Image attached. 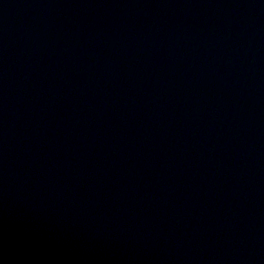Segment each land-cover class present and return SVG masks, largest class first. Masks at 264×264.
I'll return each mask as SVG.
<instances>
[{"label": "water", "instance_id": "1", "mask_svg": "<svg viewBox=\"0 0 264 264\" xmlns=\"http://www.w3.org/2000/svg\"><path fill=\"white\" fill-rule=\"evenodd\" d=\"M0 264H264V0H0Z\"/></svg>", "mask_w": 264, "mask_h": 264}]
</instances>
